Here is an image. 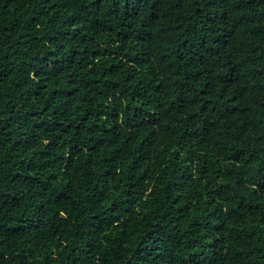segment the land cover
<instances>
[{"label": "trees", "instance_id": "trees-1", "mask_svg": "<svg viewBox=\"0 0 264 264\" xmlns=\"http://www.w3.org/2000/svg\"><path fill=\"white\" fill-rule=\"evenodd\" d=\"M0 264H264V0H0Z\"/></svg>", "mask_w": 264, "mask_h": 264}]
</instances>
